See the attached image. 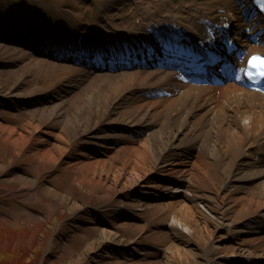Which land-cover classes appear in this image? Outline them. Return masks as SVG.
Here are the masks:
<instances>
[{"label":"bare ground","instance_id":"1","mask_svg":"<svg viewBox=\"0 0 264 264\" xmlns=\"http://www.w3.org/2000/svg\"><path fill=\"white\" fill-rule=\"evenodd\" d=\"M132 3L136 7L138 0H132ZM185 4L187 6L182 8L173 3L165 13L157 7L145 8L140 26L150 22L148 28L160 33L158 38L148 36L146 40L145 46L151 57L137 59L126 48L122 52L127 55H122L119 61L99 60L115 65L117 69L118 65L125 68L126 64H138L136 68L113 75L102 74L101 80L97 74L81 73L79 79L69 80L62 88L47 90L43 95L38 94L37 100L30 101L33 119L28 122L32 128L29 133L19 134L15 125L3 122H0V131L4 140L10 141L19 152L37 133L42 137L37 142H44L55 135L58 141L36 152L39 159L55 163L65 160L75 165L83 173L79 179L81 184L91 182L95 188L115 187L121 190L125 205L158 216L162 223L170 226L167 230L189 236L193 243L204 246L200 250L197 246L186 249L181 242L185 238L175 234L170 236L166 230H155L156 240L168 245L166 255L169 261L175 260L180 264H255V260L264 258V236L257 237L258 227L254 225L256 220L264 219V163L254 157L255 149L264 145V93L246 86L242 68L246 67L249 54L264 52V34L253 43L231 7H220L211 0H201L199 4L187 0ZM111 8L108 3L101 6L103 12ZM181 29L187 32L181 33ZM229 31L238 36V44L241 42L245 48L236 63L237 75L231 82L220 86L192 81L187 73L191 71L188 67L204 65L203 70L208 69L210 77L223 76L221 69L211 70V67L214 60L222 58V54L229 59L237 55L236 51L230 53L228 50L237 42L231 40ZM26 36L24 39L16 37L14 42L0 39V52L13 56L17 65L26 68L27 74L40 67L45 57L68 56L72 61L80 57L76 53L68 55L64 46H46L47 54L43 59L38 58V42L44 39V45H47L51 38L43 33ZM210 37L216 39L213 41ZM224 37L228 38L227 44L223 43ZM158 56L161 57L157 59ZM181 58H185L182 65L179 64ZM190 59L192 62H188ZM25 77V74L17 75L8 91L0 87V96L16 100L14 103L26 97L33 100L36 90L21 92ZM76 86L83 88V92L76 99L69 98L70 91ZM148 89L140 100L139 90ZM157 89L158 95L147 96ZM121 108L126 109L125 115L119 114ZM103 122L115 130L114 123H125L133 129V125L138 124L137 131L145 136L140 145L129 148L130 154L126 158V165L131 166L129 170H117L113 163L108 165L107 161L97 159L96 156L103 152L112 150L114 155L120 150L109 143L117 144L115 140L129 143L131 140L108 138L106 135L111 137L112 133L106 130ZM126 125L123 130L127 129ZM77 138L82 141L73 153L67 152L63 156L66 146L62 143H71ZM189 145L193 155L187 159L182 150ZM137 147L139 151L136 152ZM87 149L90 151L86 152ZM230 149L236 150L238 155L227 158ZM0 168L3 167L0 165ZM212 174L225 177L226 182L216 187L218 198L215 197L213 204L209 205L207 198L198 193L201 179ZM169 175L178 181L182 179L183 189L181 183L164 180ZM16 177L20 180L31 176ZM109 178L112 184L108 183ZM24 181L27 185L34 183L33 180ZM248 182L253 184L248 187H252L255 195L247 196L246 188L244 191L234 189L236 185L246 186ZM46 190L61 203L68 196L49 187ZM157 195L166 197L156 199ZM244 197L248 198L247 202H242ZM187 201L192 204H187ZM80 206L72 204L70 211ZM133 218L135 215L124 208L112 211V223L105 221L104 217L94 216L98 234L89 241L88 249L101 248L105 241L122 243L116 232L106 228L113 223L119 224V221L129 224ZM246 234L255 242L246 243ZM229 237L230 241L234 240L232 246L225 243ZM243 242L247 245L243 246ZM251 244H254L253 250ZM127 245L113 249L122 251L130 247L131 254L139 249L135 243ZM259 246L263 247L260 252ZM214 247H218L223 255L212 260L208 252ZM124 253H129V250ZM101 255L103 259L114 258L113 253L107 250ZM200 255L204 258L200 259ZM115 264L122 263L117 261Z\"/></svg>","mask_w":264,"mask_h":264},{"label":"rangeland","instance_id":"2","mask_svg":"<svg viewBox=\"0 0 264 264\" xmlns=\"http://www.w3.org/2000/svg\"><path fill=\"white\" fill-rule=\"evenodd\" d=\"M185 1L187 0H138V5L133 7L132 0H0V39L10 41L9 37L12 40L14 36L11 33L14 27L27 31L32 24L42 28L54 38L70 35L76 38V34H79L82 36L81 44L85 40L83 35L89 36L91 30H94L96 37L107 39V36L113 37L125 31H141L140 22L143 21L147 7H157L165 13L164 11L173 3L185 8L187 6ZM190 1L199 4L201 0ZM211 1L219 4V0ZM105 3L112 8L103 12L101 6ZM80 71L81 68L71 64H56L46 59V61L42 60L40 67L27 74L26 68L17 65L13 56L0 52V87L8 91L15 77L25 74L21 92L36 90L37 92L33 94L34 98H39L38 94L43 95L42 93L52 88L63 87V84L65 85L69 80L77 79ZM97 76L101 80L103 75ZM82 92L83 88L75 87L68 96L76 99ZM28 98L16 102L15 106L0 107V122L15 125L19 134H27L32 129L28 122L33 119V108L25 105L29 101ZM125 113V108L119 109V114L125 115ZM2 135L3 132L0 131V165L3 167L0 168V264H115L117 261L122 264H180L175 260L169 261L166 255L168 245L156 240L155 230L169 231L170 236L173 237L174 234L178 235L171 229L167 230L170 226L162 223L158 216L125 205L124 194L115 187L95 188L91 182L81 184L79 179L83 175L82 171L65 160L55 163L36 156L38 150H44L51 143L58 141L55 135L43 140L44 142H41L42 140L37 142L42 138L37 133L20 152L10 141H5ZM115 135L116 133H112L111 138ZM106 136L110 138V135ZM144 137L138 136L129 143H119L117 148L120 150L115 153V157V154L112 155L110 152L98 156L97 159L107 161L108 165L113 163L117 170L124 168L129 170L131 166L126 165V158L130 154L129 148L131 145H140ZM81 141V138H77L71 143L63 142L62 144L66 146L63 156L67 152L73 153L74 148ZM262 148L263 146L258 147L257 151ZM135 150L139 151V147ZM227 154V158L238 155L233 149ZM18 167L20 170L16 169ZM24 174L31 176L24 178L33 180L32 185H27L25 179L18 180L16 177ZM169 177L175 179L170 175L167 179H170ZM111 180L109 178V184L113 183ZM225 182L226 178L221 175L212 174L211 177H203L198 195L207 198V203L211 205L214 198H218L216 187L224 185ZM249 185L253 184L248 182L246 186L236 185L234 189L244 191L246 188V192H249L247 196L255 195ZM47 187L68 196L61 203L58 198L47 192ZM247 201L246 197L242 199V202ZM72 204L81 206L71 212ZM187 204L192 203L187 201ZM117 208L127 209L135 215L129 224L126 221H119L120 223L117 222L119 224L113 223L112 227L106 228L116 232L123 242L105 241L101 244V248H97L98 250H89V241L98 234L93 217H104L105 221L110 220L107 222L112 223L110 216ZM261 234H257V237ZM178 236L186 239L181 241L186 249L195 246L199 250L204 248L193 243L194 240L192 241L189 236ZM247 236L246 243L255 242L249 239L251 238L249 234L244 238ZM225 241L230 246L234 240L230 241L229 237ZM138 242L150 245V248L140 250L137 255L117 254L113 259H102L99 256L109 247ZM246 243L243 242V246ZM262 243L264 244V240ZM160 247L165 248L166 252L156 251ZM250 247L253 250L254 244ZM261 248L259 246L258 252ZM208 254L213 260L221 257L223 252L218 247H214ZM148 255L153 256L148 257ZM199 258L203 259L204 256L200 255Z\"/></svg>","mask_w":264,"mask_h":264},{"label":"snow or ice","instance_id":"3","mask_svg":"<svg viewBox=\"0 0 264 264\" xmlns=\"http://www.w3.org/2000/svg\"><path fill=\"white\" fill-rule=\"evenodd\" d=\"M238 3H239L241 6H243V5H245L246 3H248V0H238ZM210 39L214 41V40L216 39V37H210ZM223 43H225V44L228 43V38H227V37H224V38H223ZM252 59H253V61H257V60H261V59H264V58H262V57H260V56H253ZM262 75H264V73H262Z\"/></svg>","mask_w":264,"mask_h":264}]
</instances>
